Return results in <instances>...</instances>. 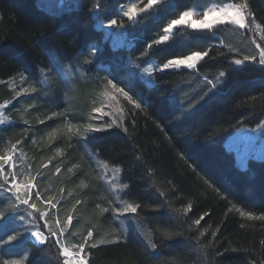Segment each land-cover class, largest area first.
Returning a JSON list of instances; mask_svg holds the SVG:
<instances>
[{"label":"trees","instance_id":"16d2710c","mask_svg":"<svg viewBox=\"0 0 264 264\" xmlns=\"http://www.w3.org/2000/svg\"><path fill=\"white\" fill-rule=\"evenodd\" d=\"M128 1L81 0L76 7L56 13L45 10L37 0H0V102L14 100L10 113L15 118L7 134L0 132V147L13 140L29 142L31 136L18 118L19 99L9 87L11 78L36 81L42 69L51 72L54 66L60 71L76 60L83 65L85 59L108 64L115 81L143 101L142 109L122 100L121 122L127 132L113 127L82 138L73 136L56 147L63 155L73 149L71 143L83 152L86 147L100 162L117 168L124 188L122 200L141 208L128 216L124 237L115 243H98L90 250L91 264H264V220L257 219L264 216V158L249 157L246 166L240 167L225 145L238 130L254 128L264 119V71L258 63H233L258 53L253 39L261 44L264 40L224 23L212 30L181 27L164 45L148 50L147 45L158 39L167 20L179 11L208 2H242L166 0L171 10L162 19L145 17L130 25V46L112 48L97 22L115 18L118 8ZM247 2L250 15L257 22L264 21V0ZM93 44L99 45L95 57L90 50ZM195 51L208 53L195 69L156 72L149 87L131 72V60L136 57L163 63ZM209 79L217 84L212 92ZM63 81H58L61 109H69L68 102L77 97L71 100L63 93L74 90L78 82L68 76ZM26 149L37 164L47 158L58 161L50 156L39 158L42 148L35 143L29 142ZM78 191L76 198L82 202L85 191L82 195ZM7 200L8 194L0 191V201ZM185 208H189L187 214ZM205 212L209 215L196 225L194 221ZM17 223L10 219L0 225V235L10 234ZM33 223L37 228L44 224L35 219ZM42 230L47 234V228ZM151 242L157 244L156 249L150 247ZM0 251L4 256H23V264H62L63 260L54 243L37 245L29 233Z\"/></svg>","mask_w":264,"mask_h":264},{"label":"rangeland","instance_id":"374dc122","mask_svg":"<svg viewBox=\"0 0 264 264\" xmlns=\"http://www.w3.org/2000/svg\"><path fill=\"white\" fill-rule=\"evenodd\" d=\"M37 2L49 12L60 13L63 10L76 7L81 0H37ZM137 2L138 0H129L123 6L126 8L128 4ZM232 5L234 4L231 2L225 4L208 2L200 6H192L186 10L198 13L207 8L230 7ZM102 24L104 23L101 21L97 22V26ZM128 30L129 27L123 30L104 29V37L109 40L112 48L129 47L131 38L128 37ZM106 31L113 32V36H107ZM93 45L99 49L98 44ZM100 50H102V47H100ZM163 63L136 57L131 60L130 68L132 74L136 75L149 87L155 82L154 74L162 72L160 68ZM149 65L152 67L149 68ZM145 68H149L151 75L144 73L143 70ZM181 68L189 69L183 65ZM52 69L51 72L42 69L36 81H29L24 76H16L11 78L8 84L19 99L18 118L23 124V129L28 131L26 134L31 133L29 142L35 143L42 148L39 158L50 156L53 161L57 159L58 161L51 162V164L49 163L51 159L47 158L37 164V159L34 158L33 154L32 156L29 155L26 149L29 142L24 140H13L4 143L0 147V155L11 154L12 145L19 142L14 161L16 167L15 169H12L11 165L8 167L19 175L21 182L27 180L29 176L37 177L35 183L38 185L39 192L44 199L33 200V203H36L39 211L46 215L49 211H52V218L49 222L53 227H57V219L64 220L69 214L74 213L76 220H73L72 225L68 227L63 240L70 252L73 250L74 245L82 242V236L87 235L89 228L93 232L94 230L97 231L96 238L93 237L92 240L96 244L101 243V241H104V243L111 242L116 240L117 237L120 240L127 232L126 222L129 215L121 217L119 220H113L111 213L108 216L107 213L100 211L101 208L108 206L109 196L112 199L120 200L122 205L126 204L121 198L124 188L119 182V170L100 162L88 152L86 147L84 148V153L82 150H77L74 147L75 144L71 143L73 149L67 155H63L62 149L56 147V144L63 140L68 143L73 136L80 135L81 138L84 137V130L89 123H111L113 119L121 121L123 113L121 101H124V98L111 99L114 93L111 86L107 85L106 77H112V70L108 64L92 63L83 65L76 60L60 71L54 66ZM66 76L77 81L78 84L74 90L68 89L63 94H68V99L71 100L77 97V101H69L67 104L69 109L66 107H64L66 109H61L63 99L60 93L61 84L58 81L61 80L65 83L63 80ZM22 89L26 91H21ZM18 92L20 95H17ZM13 103V99H4L0 102V121L3 122L0 123V132L2 133L7 134L15 123V118L10 113ZM101 104L107 105L104 110L109 112V115L103 117L102 120L99 119L100 113L93 112V108L100 107ZM60 110H63V112ZM66 112L72 113V117H69ZM93 116L98 119H90ZM47 121H51L48 127L44 126ZM69 124L74 126L72 132L68 131ZM36 127H39V131ZM254 128H258V130L252 131L251 129L253 128H241L231 135L225 143L226 148L234 152L236 165L240 167L246 166L249 157L264 158V119ZM34 130L37 131L33 132ZM61 160L63 164H61L62 162L59 163ZM42 165H47V167L42 168ZM57 168L61 169V171L57 172ZM38 172L40 176H37ZM77 190H79V194L80 192L83 194L85 191L83 194L85 197L80 204H77V201H79L75 194ZM49 199L58 202L60 208L58 215L55 210L47 207L46 201ZM43 222L45 223V221ZM6 238L7 236L4 237V239ZM30 238L34 241V238L31 236ZM13 243L0 247V250L6 249L7 246ZM3 259L20 261L21 264L24 262L23 256H4L0 251V264H2Z\"/></svg>","mask_w":264,"mask_h":264},{"label":"snow or ice","instance_id":"6c2138e0","mask_svg":"<svg viewBox=\"0 0 264 264\" xmlns=\"http://www.w3.org/2000/svg\"><path fill=\"white\" fill-rule=\"evenodd\" d=\"M99 8L100 5L97 4L95 6L97 15H99ZM170 10L171 7L167 5L166 0H138L137 3L128 4L126 8L122 5L116 14V17L107 19V22L102 24L101 27L106 30H123L145 17L162 19L163 14H167ZM224 23L235 25L238 29L247 30L251 33L253 38L259 34L260 39L264 40V21L257 22V18L250 15L247 0H242V2L230 7L207 8L198 13L192 10L179 11L171 19L167 20L162 32L159 34V38L153 39L151 43L147 45V49L152 50L164 45L165 42L169 41L170 36L174 31L181 27H186L195 31L212 30L214 26ZM113 34L114 33L111 31H106V35L109 37H112ZM253 43H255L258 53L251 56L245 55L242 60L235 59L233 63L235 65H242L249 61L252 63H258L260 70L264 71V44L257 42L255 39H253ZM91 53L92 56L95 57L99 53V49L95 45H92ZM207 55V52L195 51L192 52L191 55L185 56L183 59H169L161 65L160 70L180 69L182 65L189 69H195L197 66L196 62ZM94 62V59H85L84 64L90 65ZM151 67L152 66L149 65V68ZM149 68H145L143 71L144 73L151 75ZM224 75V72H220L221 78L224 77ZM106 80L107 85L111 86L114 93L111 97L112 100H117L120 97H123L133 108L142 109L143 101L135 99L130 88L126 89L120 84V82L115 81L114 77H106ZM207 85H211L209 92H212L217 87V84L211 79L207 80ZM21 91L26 90L22 89ZM17 95H20V93L18 92ZM106 107L107 105L101 104L100 107H94L93 112L100 113L101 116L99 119L102 120L103 117L109 115V112L104 110ZM90 119L96 120L98 118L93 116L90 117ZM0 123L3 122L0 121ZM73 127L72 124H69L68 131L72 132ZM113 127L123 128V124L117 119H113L111 123H89L84 130V134L87 136L92 133L106 132ZM123 130L127 132V128H123ZM251 130L257 131L258 128H253ZM18 147L19 142L12 145L10 150L11 154L0 155V191L8 194L7 202L0 201V225L7 224L10 219L18 220L16 227L11 229V234L4 233L3 235H0V247L17 241L24 235V233H30V236L34 238V242L37 245L54 243L57 247L59 256L63 258L62 264H91L89 258L90 250L99 247V245L92 242L94 232L89 228L87 230V235L82 236V242L74 245L73 250L71 252L69 251L68 247L63 243V240L68 227L72 225V222L75 219V215L74 213H71L64 220L57 219V227H53L49 222L52 218V211H49L47 215L39 211L37 204L33 203V200H43L44 197L39 192L38 185L35 183L37 177L29 176L27 180L21 182L19 175L8 167L11 165V168L15 169V153L18 150ZM41 167L45 168L47 165H42ZM56 171L60 172L61 169L57 168ZM69 171H71V169H69ZM37 176H40L39 172L37 173ZM209 186L211 187V185ZM21 189H23V191H21ZM123 195H127V192H124ZM160 196H165V193L161 192ZM80 203L81 201H77V204ZM46 204L49 209L55 210L57 215L59 214L60 208L58 202L49 199L46 201ZM161 206H163V203ZM140 208L141 206L135 203H126L122 205L120 200L112 199V197L109 196L108 206L101 208L100 211L102 213H111L113 220H119L121 217H126L130 214L135 216L140 211ZM183 211L184 214H187L189 208H185ZM237 211H239L242 216H248L249 219L253 218L249 213L243 212L240 209H237ZM37 213L39 214L37 215ZM208 215L209 213L205 212L199 219L195 220L194 223L200 225L201 220ZM33 219L43 220L45 223L37 228L33 223ZM257 219L264 220V216L257 217ZM43 228H47V234L42 230ZM5 235L7 236L6 239H4ZM166 235L168 234L166 233ZM201 235H203V232ZM212 236L215 237L216 232H213ZM117 240L118 237L116 240L111 241V243H115ZM101 243L103 244L104 241H101ZM262 243H264V241H262ZM150 247L156 249L157 244L151 242ZM2 264H21V262L3 259Z\"/></svg>","mask_w":264,"mask_h":264}]
</instances>
